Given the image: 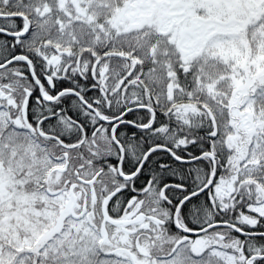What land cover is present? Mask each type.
Listing matches in <instances>:
<instances>
[{
  "label": "snow or ice",
  "instance_id": "6c2138e0",
  "mask_svg": "<svg viewBox=\"0 0 264 264\" xmlns=\"http://www.w3.org/2000/svg\"><path fill=\"white\" fill-rule=\"evenodd\" d=\"M0 264H264V0H0Z\"/></svg>",
  "mask_w": 264,
  "mask_h": 264
}]
</instances>
